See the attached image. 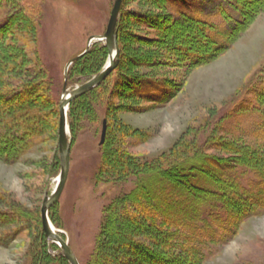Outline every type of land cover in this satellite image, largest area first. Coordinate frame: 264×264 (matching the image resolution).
Here are the masks:
<instances>
[{"label": "trees", "instance_id": "obj_1", "mask_svg": "<svg viewBox=\"0 0 264 264\" xmlns=\"http://www.w3.org/2000/svg\"><path fill=\"white\" fill-rule=\"evenodd\" d=\"M138 2L151 10L134 14L152 37L146 39V59L125 54L130 17L122 5L117 25L119 64L101 85L71 103L68 123L73 132L76 123L91 119L92 102L99 99L98 91L109 79L115 77L117 90L125 98L149 103L150 108L162 107L181 90V77L230 51L264 14V0ZM4 6L0 0V9ZM8 7H14L13 11L0 26V161L13 164L37 146L50 127H58L59 99L50 96L45 72L29 69L28 52L16 43V36L36 38L37 21L29 11L17 12L13 4ZM107 58V47L94 43L70 66L68 85L91 80ZM135 67L152 72L133 74ZM178 71L183 74L174 77ZM111 96L118 98L114 92ZM231 100L232 108L218 119L212 139L193 147L183 144L169 157L149 162L130 151L146 140L147 133L139 134L118 119L112 123L103 118L107 132L95 179L99 183L130 181L134 187L105 209L89 264H204L232 242L248 220L264 215V65ZM108 109L111 118L124 106ZM250 118L247 126H239ZM231 121L238 127L230 128ZM56 161L61 165L60 158ZM6 205V210H0L1 247L17 238L19 225L29 217L16 204ZM39 225L41 239L49 243L41 215ZM49 245L61 252L55 244ZM130 252L143 255V260H134ZM52 261L70 264L62 252Z\"/></svg>", "mask_w": 264, "mask_h": 264}, {"label": "rangeland", "instance_id": "obj_2", "mask_svg": "<svg viewBox=\"0 0 264 264\" xmlns=\"http://www.w3.org/2000/svg\"><path fill=\"white\" fill-rule=\"evenodd\" d=\"M114 1L4 0L5 6L0 9V26L13 11L14 7H8L11 4L15 11L26 10L34 16L38 24L36 38L29 41L16 36V43L28 52L29 69L43 70L51 84L50 96L60 100L65 67L84 52L92 36L104 35ZM150 11L138 0H126L123 4V12L131 18L128 17L125 29V54L137 57L139 61L146 59V39L152 37L140 21H135L138 16L134 14ZM98 43L105 45L104 42ZM108 59L109 54L105 64ZM181 59L179 56L178 60ZM263 65L264 14L253 22L230 51L181 77V90L162 107L150 108L149 103L125 98L117 90L115 77L107 81L105 90L98 91L102 93L99 99L92 102L91 119L76 123L74 132L70 129L69 173L62 195L49 213L54 229L69 243L80 264L90 262L107 206L134 187L130 181L99 183L95 179L101 159L99 143L103 118L107 116L112 123L118 119L131 130L148 134L143 143L130 150L140 161L169 157L183 144L193 147L206 138L212 139L218 119L232 108L233 100H229ZM150 72L151 69L142 67L131 71L138 75ZM175 74L183 72L174 73L173 76L178 77ZM79 85L68 86L73 90ZM113 92L117 99L112 98ZM114 106H124V110L112 112L109 118L111 112L108 108ZM251 120H244L239 126L244 128ZM228 125L238 127L232 121ZM114 128L119 130L117 125ZM57 157L60 158L58 127L53 126L19 162L6 164L0 161V210H6V204L12 203L29 214L26 223L19 225L21 230L17 238L11 239L8 247L0 246V264H57L52 259L59 257L61 252L53 250L50 242L41 239L39 225L44 199L54 191L60 179L61 165L58 166ZM45 254L49 259H45ZM129 255L136 261L143 260V255L136 257L131 252ZM60 264L66 263L60 261ZM130 264L137 263L130 261ZM204 264H264V215L248 220L235 239Z\"/></svg>", "mask_w": 264, "mask_h": 264}, {"label": "water", "instance_id": "obj_3", "mask_svg": "<svg viewBox=\"0 0 264 264\" xmlns=\"http://www.w3.org/2000/svg\"><path fill=\"white\" fill-rule=\"evenodd\" d=\"M123 1L124 0L114 1L104 35L92 36L88 40V44L85 51L79 56L73 58L67 64L64 70L65 82L63 86V94L61 96V100L59 103V116H58V144H59V155L61 161V174H60V179L58 181V185L56 186L54 191L44 199L41 208V221H42L43 231L46 237L49 240H51L54 244L59 246V248L62 250L64 257L68 260L70 264H80V263L78 262L68 242L60 236L59 232L52 230L51 226L53 225L49 219V210L59 201L62 192L64 190L70 168L71 142L69 139L70 127L68 123V110L70 104L75 99L87 94L88 92L92 91L93 89L101 85L107 79V77L113 72V70L118 66L120 61V49L118 45L117 24H118V18L121 12V8L123 5ZM94 42H105V45L108 49L109 62L104 67V69L100 73H98L94 78H92L90 81L77 86L73 90H70L67 84V75H68L69 67L74 63V61L84 56L90 50ZM106 132H107V123L106 120H104L102 125L100 143H99L100 146L103 145L105 142Z\"/></svg>", "mask_w": 264, "mask_h": 264}, {"label": "bare ground", "instance_id": "obj_4", "mask_svg": "<svg viewBox=\"0 0 264 264\" xmlns=\"http://www.w3.org/2000/svg\"><path fill=\"white\" fill-rule=\"evenodd\" d=\"M108 62H109V61H108ZM70 105H71V104H70ZM51 227H52V230H54V231L56 230V229H54V227H53V226H51Z\"/></svg>", "mask_w": 264, "mask_h": 264}]
</instances>
